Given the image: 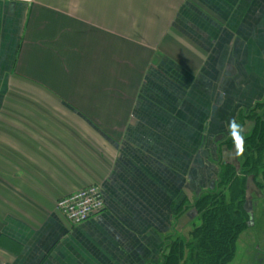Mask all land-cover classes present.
<instances>
[{
    "label": "crops",
    "instance_id": "1",
    "mask_svg": "<svg viewBox=\"0 0 264 264\" xmlns=\"http://www.w3.org/2000/svg\"><path fill=\"white\" fill-rule=\"evenodd\" d=\"M263 98L264 0H0V264H156Z\"/></svg>",
    "mask_w": 264,
    "mask_h": 264
},
{
    "label": "trees",
    "instance_id": "2",
    "mask_svg": "<svg viewBox=\"0 0 264 264\" xmlns=\"http://www.w3.org/2000/svg\"><path fill=\"white\" fill-rule=\"evenodd\" d=\"M224 150L237 154L225 161ZM217 180L213 189L194 201L196 218L182 237L168 234L156 264H230L237 242L250 228L248 196L252 185L264 186V98L250 110L240 111L236 125L219 145ZM250 184V185H249Z\"/></svg>",
    "mask_w": 264,
    "mask_h": 264
},
{
    "label": "rangeland",
    "instance_id": "3",
    "mask_svg": "<svg viewBox=\"0 0 264 264\" xmlns=\"http://www.w3.org/2000/svg\"><path fill=\"white\" fill-rule=\"evenodd\" d=\"M229 155L230 162L236 163L237 154L231 151ZM251 187H253L252 192L248 196L250 228L238 240L235 258L230 264H264V186L261 190H256L251 185L249 191ZM195 218L196 215L190 221H183V224L177 222L174 231L176 235L185 238Z\"/></svg>",
    "mask_w": 264,
    "mask_h": 264
},
{
    "label": "built area",
    "instance_id": "4",
    "mask_svg": "<svg viewBox=\"0 0 264 264\" xmlns=\"http://www.w3.org/2000/svg\"><path fill=\"white\" fill-rule=\"evenodd\" d=\"M56 208L73 225L86 223L103 211V189L100 185L83 188L61 198Z\"/></svg>",
    "mask_w": 264,
    "mask_h": 264
},
{
    "label": "water",
    "instance_id": "5",
    "mask_svg": "<svg viewBox=\"0 0 264 264\" xmlns=\"http://www.w3.org/2000/svg\"><path fill=\"white\" fill-rule=\"evenodd\" d=\"M12 1L29 2L30 0H12Z\"/></svg>",
    "mask_w": 264,
    "mask_h": 264
}]
</instances>
